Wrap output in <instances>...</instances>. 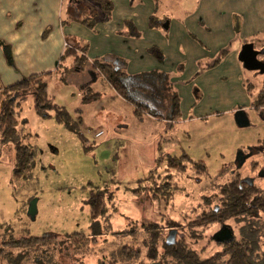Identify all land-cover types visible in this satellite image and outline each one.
<instances>
[{"label":"rangeland","instance_id":"1","mask_svg":"<svg viewBox=\"0 0 264 264\" xmlns=\"http://www.w3.org/2000/svg\"><path fill=\"white\" fill-rule=\"evenodd\" d=\"M69 1L64 0L55 23L58 26L61 21L66 38L85 42L87 55H91L89 42L97 36L95 27L91 30L80 23L65 22L77 11L96 21L102 12L96 0H75L81 7L74 9L67 7ZM132 2L141 4V0ZM196 3L197 0H155L154 14L182 18ZM49 18L53 19L52 14ZM53 30L51 24L45 35ZM258 50V62L264 66V50L260 46ZM97 58L106 60L104 56ZM79 66H71L65 84L54 72L43 80L53 104L65 108L74 118L76 110H82V134L92 148L85 152L77 136L52 116H37L30 95L17 99L14 105L18 138L34 153L28 179L12 177L14 148L0 137V264L16 257L20 264H153L146 257L153 244L157 253L154 263L175 264L164 257L163 244L170 232L168 221L185 226L210 208L216 209L211 200L218 188L236 174L264 193V111L257 113L251 108L253 96L264 90V71H245L247 92L245 87L242 91L231 87L224 103L210 99L206 93L204 101L195 100L194 106L190 96L195 87L190 96L188 90H176L181 118L170 123L147 116L135 118L131 105L123 100L117 103L102 80L91 86L94 92L101 93L100 100L82 105L79 85L88 82L90 65ZM249 84L252 88L248 92ZM4 98L0 92V101ZM238 108L246 113L248 127H237L233 110ZM170 160H177L175 167L168 168ZM199 161L205 166L203 173L193 165ZM94 191L105 194L106 210L92 220L87 200ZM33 201L35 214L31 219L28 209ZM249 222L254 231L251 237L249 231L244 235L252 241L247 244L253 247L251 258L256 260L264 253V211ZM244 225L241 220L229 219L206 227L201 238L187 240L189 248L201 259L221 253L227 244L214 242L215 233L230 229L233 241L239 242ZM48 235L58 238L53 245L71 235L72 238L46 258L34 259L20 247L24 238ZM178 236L179 232L175 233L174 241ZM85 238L88 242H83Z\"/></svg>","mask_w":264,"mask_h":264},{"label":"crops","instance_id":"2","mask_svg":"<svg viewBox=\"0 0 264 264\" xmlns=\"http://www.w3.org/2000/svg\"><path fill=\"white\" fill-rule=\"evenodd\" d=\"M110 2L113 10L109 21L97 20V36L89 42L93 50L87 55L89 60L104 56L106 62L123 68L128 75L164 73L178 93L184 89L190 96L195 87L194 98L190 96L192 103L204 101L206 93L210 99L224 103L229 97L226 93L229 88L242 91L245 87L246 90L244 72L247 70L238 61V55L249 44L257 53L258 46L264 50V0H197L182 18L156 16L155 0H141L138 5L129 0ZM63 3L64 0H0V88L29 75L56 69L65 35L61 21L57 26L54 18L57 14L58 21ZM77 4L80 2L71 0L67 7L74 9ZM79 13L76 15L80 16ZM152 15L158 24L149 28ZM125 21H131L141 32L139 39L116 34L124 31ZM51 24L55 30L43 36ZM151 48L158 49L162 58L150 54ZM222 50L227 54L217 63ZM87 76L88 82L79 85L80 89L86 85L93 87L99 81L90 70ZM111 92L117 103H122Z\"/></svg>","mask_w":264,"mask_h":264},{"label":"trees","instance_id":"3","mask_svg":"<svg viewBox=\"0 0 264 264\" xmlns=\"http://www.w3.org/2000/svg\"><path fill=\"white\" fill-rule=\"evenodd\" d=\"M96 4L102 12L100 22H108L113 10L112 3L110 0H96ZM67 22L80 23L91 30L97 24L96 20H92L89 16L84 15H70L65 23ZM156 24H158L156 18L152 15L149 18L148 26L149 28H154ZM123 29L124 31H118L116 34L132 39H139L141 37V32L136 29L131 21L123 22ZM47 31L48 30L44 32L43 36H46L45 33ZM64 42L65 45L62 54L58 60L56 69L53 71L54 74L59 76L58 80L63 84L67 83L65 75L71 66L78 67L80 65L79 67L83 68L85 65H90V71L97 76L99 80H102L116 96L131 105L132 114L135 118L140 119L147 115L153 119L166 120L170 123L177 122L181 118L180 98L170 84L168 75L157 71L138 75H128L123 68L106 62L104 58L89 60L87 57V46L84 45L85 42L71 37H64ZM78 52H80V55H78ZM148 52L158 59L162 58L159 50L156 48H151ZM226 54V50L220 51L216 62L218 63ZM59 70H63L61 71L62 73H59ZM50 74V72L32 74L12 85L0 88L2 96L5 97L0 101V137L3 143H10L14 148L13 178L28 179L31 176L34 160V153L27 146H24L18 138V133L16 131L17 121L14 116V105L16 100L22 99V97L27 95H30L33 99V107L37 116L41 118H51L52 116L56 123L61 124L67 131L77 136L85 152L92 148L91 146H87V140L82 134V110H76V116L74 118L65 108L53 104L52 100L48 97L47 83L43 78ZM250 86V84L249 87L247 86L248 92L249 88H252V86ZM79 96L81 104L85 105L98 102L102 95L99 92H94L91 86L87 85L79 90ZM251 108L257 113L264 111V90H260L256 96H253ZM50 113H52V115H50ZM262 142H264V139H262ZM181 159L190 162V160L185 157ZM177 160H170L172 165H168V168L175 167L176 164L174 162ZM193 165L197 167L199 173L205 171L203 162L199 161L193 163ZM165 179L169 180L170 177ZM97 192L101 191L97 190ZM102 192L105 193V190ZM104 193L97 194L94 191L87 200L92 220L102 216L106 210L103 201L105 196ZM214 197L211 203H215L217 208H210L207 212L190 220L187 225L184 226L173 221L167 222L166 225L170 231L179 232V240L176 239L175 243L171 246H167L165 243L163 244L164 257L172 260L175 264H264V253L256 260L251 258L253 247H248L247 243H251L252 241L245 238L246 236L244 235L247 234L245 233L246 231H249V236L251 237V233L254 229L253 223L249 221L252 216L255 217L259 211H264V193L258 191L255 186L241 181L238 174H236L229 182L218 188ZM229 219L241 220L245 223L242 227V230L245 231L242 232L239 242L233 241L228 243L223 252L215 253L206 259H201L195 251L189 248L188 239L201 238L206 227H210L216 223L224 224V222ZM182 227L184 228L183 232L180 230ZM160 228L161 227H156V230ZM73 235L77 236L79 233ZM157 237L158 234L156 235V239ZM71 238L72 235L71 237L69 236L68 239H64L53 245V242L58 239L55 236L27 237L23 239L24 242L20 247L26 248L25 250H28L29 253L34 256V259H37V257L46 258L48 255H51V252H58L60 244L64 243L65 240L67 242L71 241ZM83 242H88V238L83 239ZM153 243L154 240H151V244ZM13 246L18 248L19 244L14 243ZM153 246L154 244L149 247L146 256L149 260L153 261L152 263H154L157 255ZM36 253L38 254L36 255ZM224 258H226V260H224ZM20 262L18 257L6 261L7 264H20Z\"/></svg>","mask_w":264,"mask_h":264},{"label":"water","instance_id":"4","mask_svg":"<svg viewBox=\"0 0 264 264\" xmlns=\"http://www.w3.org/2000/svg\"><path fill=\"white\" fill-rule=\"evenodd\" d=\"M132 1L133 0H131V2ZM257 56L258 53L253 50L252 45H244L238 55V61L242 63L243 68L247 71L261 70L260 72H263L264 66L258 62ZM234 120L237 127L239 128H245L249 126L247 115L242 109H238L234 112ZM28 214L30 215L31 219H34V214H35L34 201L31 202L29 205ZM175 233H176L175 231H170L168 233V236L165 239V244L167 246H171L175 243L174 241ZM212 240L216 243L228 244L231 243L234 239L230 229L225 228L217 231L213 236ZM153 264H158V263H153Z\"/></svg>","mask_w":264,"mask_h":264},{"label":"flooded vegetation","instance_id":"5","mask_svg":"<svg viewBox=\"0 0 264 264\" xmlns=\"http://www.w3.org/2000/svg\"><path fill=\"white\" fill-rule=\"evenodd\" d=\"M77 7H81V6H79V4H77ZM80 11V10H79ZM78 12V11H77Z\"/></svg>","mask_w":264,"mask_h":264}]
</instances>
